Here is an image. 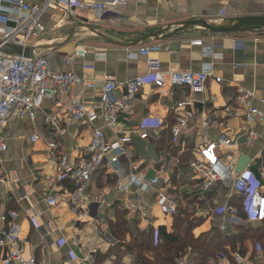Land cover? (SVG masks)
<instances>
[{
    "label": "crops",
    "instance_id": "1",
    "mask_svg": "<svg viewBox=\"0 0 264 264\" xmlns=\"http://www.w3.org/2000/svg\"><path fill=\"white\" fill-rule=\"evenodd\" d=\"M24 1L41 4L46 0ZM93 1L108 2V9L98 16L93 10L76 9L71 14L66 9L62 11L49 6L41 17L45 32L32 39L28 47L32 56L46 57L54 71H73L87 81H94L95 88L82 90L80 86H74L68 94L58 93L54 100L43 101L35 119H12L3 130L8 147L0 152V175L6 176L8 182L0 192L3 205L18 211L24 256H34L37 264H137L135 253L125 247L130 236L121 241L111 223L116 212L120 211L127 220L137 219L132 231L152 228L157 238V227L169 225L172 216L164 214L161 209L156 214V206L160 207L157 194L161 189L178 205L187 204L183 195H189L188 198L198 195L196 198L203 201L194 206L195 216L203 219L196 233L216 228L231 234L238 226L261 224L264 220L249 222L239 213L225 211V207L231 206L230 199L237 195L229 187L219 184L211 191L200 192L201 179L190 162L208 163L213 157L237 166L239 157L245 155L249 159L248 166H245L251 186L261 179L259 168L264 164V125H252L258 136L247 143L245 117L240 109L234 108L233 101L237 87L259 89L264 85V26L249 22L251 18L264 17V0ZM0 2L9 5L7 1ZM206 25L237 29L213 32ZM194 40H201L202 44H192ZM151 44L163 45L165 49L152 52L148 58L133 55L140 47ZM79 49H85L86 54L73 56ZM209 51L214 57L208 54ZM148 59L155 61L157 71L196 72L203 64L212 63V74L202 93L181 87L174 88L172 96H163L151 81L146 80L132 100L129 111L119 115L115 128L106 127L101 120L93 125L103 130L108 141L124 132H132L133 156L120 160L122 172L142 171L146 178L159 176V186L142 193L148 221L139 211L124 208L126 201L135 204V193L139 188L131 185L128 191L120 192L116 188L118 177L106 163L85 184L87 214L74 213L68 200L72 185L55 180L53 164L46 150L47 142L55 140L58 151L74 163L85 155L92 127L85 122L66 127L63 118L59 117L58 132L45 122L46 115L58 110L56 103L64 104L72 96L81 95L98 104L107 78L124 82L144 76ZM122 95L123 89L114 93L115 97ZM184 96L194 100V108L188 128L175 144L188 156L185 166L181 167L177 163L178 155L158 143L161 139L169 144L172 142L171 137L170 141L167 138L175 118L169 112V105ZM253 104L261 107L258 99H254ZM227 106L231 107L230 111L225 110ZM202 119L212 120L213 125L204 129ZM138 131H145L155 138L140 139ZM221 133H227L233 142L218 145L207 153L203 143L215 142ZM32 135H38L35 142L30 140ZM49 195L57 197L53 206L46 203ZM93 195L98 196V203L92 204ZM33 213L37 215V228L29 219ZM221 226H225L224 230ZM244 249L242 253L238 245L230 253L232 261L228 256H220L217 261L209 260V264H236L235 254L242 255L243 264H264V249L255 241L246 240ZM184 258L192 263L189 255Z\"/></svg>",
    "mask_w": 264,
    "mask_h": 264
},
{
    "label": "built area",
    "instance_id": "2",
    "mask_svg": "<svg viewBox=\"0 0 264 264\" xmlns=\"http://www.w3.org/2000/svg\"><path fill=\"white\" fill-rule=\"evenodd\" d=\"M0 2V152L6 151L8 144L4 128L12 119L33 120L45 99H55L56 94H68L72 87L80 86L81 89L95 88L94 81H87L73 71L57 72L51 69L49 60L44 56L24 57L6 53L3 49L6 45H16L22 49L30 45L32 39L40 37L45 32V25L41 21L42 14L49 6H56L62 11L66 9L73 14L76 9L93 10L101 16L108 6V2L98 3L93 0H46L41 4H30L24 0H2ZM113 1L112 3H115ZM15 13L13 17L11 15ZM12 22V24H10ZM192 44L201 45V40H194ZM165 49L163 45L151 44L140 47L133 55L149 57L152 52ZM85 49L76 50L73 56L83 57ZM211 57H214L212 52ZM147 71L144 76H138L124 82H116L107 78L100 91L99 103L86 99L81 95L72 96L66 103L57 104L58 110L54 113L48 112L45 122L55 127L59 132V117L63 118L66 127L71 124L85 122L92 127L90 141L85 148V155L78 161L72 163L67 155L58 151L55 140L47 142V154L52 162L54 177L56 181H65L72 185L69 191V207L74 213L85 216L87 214V203L84 194L85 184L92 175L106 163L114 174L117 175L116 188L120 192H126L131 185L139 188L135 193V204L124 202L126 210L135 209L143 218L146 211L142 193L150 188L159 186V176L146 178L142 171L132 173L122 172L120 160L130 159L133 156L132 135L130 132L122 133L112 141L105 139L103 130L94 127L96 121H103L108 128H115L120 114L129 111L132 100L145 84L151 81L163 94L173 95L174 88L188 87L193 93H202L205 90L206 81L212 74V63L203 64L199 71H157L155 61L148 59ZM86 68H91L86 66ZM123 89V95L115 97L114 93ZM258 99L261 107L253 104ZM234 108L240 109L246 121V142L251 143L257 138L256 131L252 128L255 123L264 125V85L259 89H249L239 86L233 101ZM194 100L184 96L174 100L169 105V112L174 115L175 121L170 126V137L173 144H178L181 134L188 128L190 118L193 116ZM230 111L231 107H225ZM201 125L208 129L213 125L212 120L202 119ZM138 137L143 140L154 139L155 136L145 131H138ZM38 135H32L30 140L35 142ZM232 138L227 133H221L215 142L205 141L203 149L211 153L218 145H230ZM211 155V154H210ZM190 165L196 170L201 179L199 190L202 193L211 191L215 186L223 184L236 194L244 196L243 208L246 219L249 222H261L264 220V164L259 168L261 179L251 186L246 174V169L241 173L236 172L233 162H223L218 158H211L208 163L192 160ZM8 182L4 175H0V188ZM93 203H98V196H92ZM157 200L161 210L166 215L176 213L178 203L169 195L159 190ZM96 201V202H95ZM49 206L57 203L55 195H49L46 199ZM90 204V205H92ZM225 211L237 214L235 207L227 206ZM18 211L6 208L3 205L2 192H0V264H37L34 256H24V238L20 233V225L17 221ZM31 224L38 227L37 215H29ZM148 221V218L145 219ZM225 226H221L224 230ZM244 258L240 254L234 255L236 264H243ZM176 264H192L184 257H179Z\"/></svg>",
    "mask_w": 264,
    "mask_h": 264
},
{
    "label": "trees",
    "instance_id": "3",
    "mask_svg": "<svg viewBox=\"0 0 264 264\" xmlns=\"http://www.w3.org/2000/svg\"><path fill=\"white\" fill-rule=\"evenodd\" d=\"M167 139L170 141V134ZM158 144L161 147L164 145L173 151V154L178 155V165L185 166L188 156L184 151H179V147L172 142L166 143L164 139ZM152 152L155 153V143ZM188 197L189 195H183L187 204L177 206L169 225L157 227V238L152 228L132 231V226L134 228L138 222L137 219L127 220L124 213L116 212L111 228L115 229V234L121 241L126 236H130L131 240H128L125 247L135 253L137 264H176L177 258L185 255L191 257L192 264H209V260L217 261L220 256H228L231 259L230 253L238 245L240 251L244 253V243L248 239L255 241L261 249H264V221L257 226H238L237 231L231 234L222 233L216 228L196 233L195 230L203 223V219L195 216L194 206L203 201L196 198L198 195L194 196L195 198ZM243 200L244 196L237 194L230 199L229 205L235 207L241 217L246 218Z\"/></svg>",
    "mask_w": 264,
    "mask_h": 264
},
{
    "label": "water",
    "instance_id": "4",
    "mask_svg": "<svg viewBox=\"0 0 264 264\" xmlns=\"http://www.w3.org/2000/svg\"><path fill=\"white\" fill-rule=\"evenodd\" d=\"M264 17H259V18H251L249 22H255L259 25L264 26ZM207 29L213 32H229L236 30V27H223V28H214L211 27L210 25H206ZM6 53L9 54H15V55H20L24 57H29L31 56V49L29 47L22 49L19 46L16 45H6V47L3 49ZM249 159L245 155H241L237 161V166H236V172L241 173L243 172L245 165L248 163Z\"/></svg>",
    "mask_w": 264,
    "mask_h": 264
},
{
    "label": "rangeland",
    "instance_id": "5",
    "mask_svg": "<svg viewBox=\"0 0 264 264\" xmlns=\"http://www.w3.org/2000/svg\"><path fill=\"white\" fill-rule=\"evenodd\" d=\"M160 209H161V208L157 205L156 208H155V210L157 211L156 214H159V211H158V210H160ZM160 212H161V211H160ZM101 217H102V216H101ZM230 230H231V229H230ZM190 259H191V258H190ZM190 262H192V260H191Z\"/></svg>",
    "mask_w": 264,
    "mask_h": 264
}]
</instances>
